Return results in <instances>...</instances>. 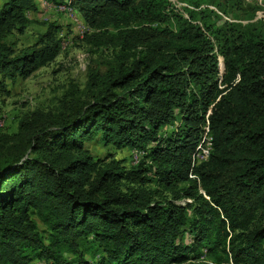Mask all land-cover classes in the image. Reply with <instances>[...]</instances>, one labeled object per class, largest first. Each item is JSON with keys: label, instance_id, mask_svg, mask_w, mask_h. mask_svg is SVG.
<instances>
[{"label": "trees", "instance_id": "16d2710c", "mask_svg": "<svg viewBox=\"0 0 264 264\" xmlns=\"http://www.w3.org/2000/svg\"><path fill=\"white\" fill-rule=\"evenodd\" d=\"M44 1L78 12L92 42L116 51L83 94L0 128V264H264L259 7ZM38 9L0 8L2 77L27 78L60 53L56 23L20 50L3 41ZM91 141L133 151V165L97 156Z\"/></svg>", "mask_w": 264, "mask_h": 264}, {"label": "rangeland", "instance_id": "374dc122", "mask_svg": "<svg viewBox=\"0 0 264 264\" xmlns=\"http://www.w3.org/2000/svg\"><path fill=\"white\" fill-rule=\"evenodd\" d=\"M6 0H0V8ZM180 9L184 5L179 0H172ZM246 6L259 9L256 18L264 17V0H244ZM52 3L39 0V9L27 13L30 24L23 32L14 29L3 41L20 50L33 45L44 33L48 25L56 23L60 27L59 37L62 39L60 53L49 63L41 66L27 78L12 81L0 74V128L3 132L14 133L18 130L19 120L26 113L37 108L54 109L64 96L73 93L83 94L92 71L104 72L107 61L113 57L116 49L113 46H98L92 42L93 30L82 19L78 12L71 8H52ZM56 6V5H53ZM64 10V11H63ZM222 60V59H221ZM97 156L108 161L117 159L121 164L133 165V151L117 148L114 144L105 145L97 141L87 142ZM136 157V155H135ZM185 203L184 200L179 201ZM190 235L185 238L191 242ZM203 263L208 261L203 259ZM31 264H42L34 260Z\"/></svg>", "mask_w": 264, "mask_h": 264}, {"label": "built area", "instance_id": "2783aa9c", "mask_svg": "<svg viewBox=\"0 0 264 264\" xmlns=\"http://www.w3.org/2000/svg\"><path fill=\"white\" fill-rule=\"evenodd\" d=\"M60 6H64V5H60ZM208 144H210V142H208ZM209 150H210V147L209 146H207V147H203L202 148V152H201V154H200V159H203V158H205V157H208V155H209Z\"/></svg>", "mask_w": 264, "mask_h": 264}, {"label": "bare ground", "instance_id": "6f19581e", "mask_svg": "<svg viewBox=\"0 0 264 264\" xmlns=\"http://www.w3.org/2000/svg\"><path fill=\"white\" fill-rule=\"evenodd\" d=\"M45 5H48V2H46L45 1ZM56 8V9H59V10H61V9H64V10H66V9H69L70 7H68L67 5H64V6H60V5H56V6H52V8ZM63 10V11H64ZM62 11V10H61Z\"/></svg>", "mask_w": 264, "mask_h": 264}, {"label": "water", "instance_id": "95a60500", "mask_svg": "<svg viewBox=\"0 0 264 264\" xmlns=\"http://www.w3.org/2000/svg\"><path fill=\"white\" fill-rule=\"evenodd\" d=\"M220 66H221V69H222V71L224 70V63H223V60H221V64H220Z\"/></svg>", "mask_w": 264, "mask_h": 264}]
</instances>
